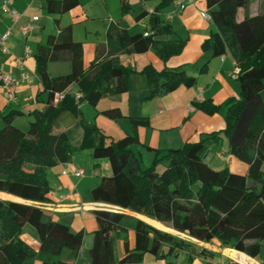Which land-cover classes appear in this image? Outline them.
<instances>
[{
    "label": "trees",
    "instance_id": "1",
    "mask_svg": "<svg viewBox=\"0 0 264 264\" xmlns=\"http://www.w3.org/2000/svg\"><path fill=\"white\" fill-rule=\"evenodd\" d=\"M88 0H45L46 11L58 25L59 17ZM170 0H162L149 13L153 35L172 32L171 26L159 17L161 8ZM214 30L201 42V63L197 74L207 71L210 60L229 52L240 85L237 99L225 104L223 129L201 134L197 140L180 147L158 149L149 167L142 168L140 154L131 146L140 143L137 128L148 127L147 117L138 112V104L153 97L166 95L179 86L192 87L196 77L182 68L167 67L156 70L151 65L136 71L123 65L111 55L83 64L81 42L74 41L70 27L49 35L34 54L36 75L42 89L35 99L47 93L42 109H34L26 130L13 124L20 111L2 116L0 127V191L30 202H47L52 186L47 170L67 163L73 153L90 149L93 167L106 160L109 174L89 190L90 200L110 204L152 218L176 232L203 242L216 241L220 246L255 257L264 241V13L250 15V0H205ZM243 9L244 18L236 14ZM147 13L141 12L138 20ZM108 45L116 52L132 53L131 38L125 28L107 31ZM147 47L166 62L184 49L186 40H155L143 38ZM69 56L68 74L51 77L48 63L61 54ZM143 75L147 89L139 94L129 91L130 76ZM74 84L79 98L65 91ZM63 92L57 101L56 93ZM127 93L130 104L128 118L133 134L112 139L94 124H85L80 105L96 106L102 97ZM193 105L207 113L219 109L209 100L193 101ZM69 114L73 125L80 130L78 139L69 131H55L58 117ZM109 119L120 118L118 107L101 111ZM226 139L230 156L247 166L244 173L228 167L215 169L205 160L208 149ZM162 165V170L159 167ZM97 226L91 232L86 250L87 261L77 260L83 245V229L73 232L66 222L54 218L43 208L30 203L0 200V264H142L144 254L158 259L176 257L185 240L156 229L142 220L122 212L95 210ZM25 225H30L38 238L34 251L21 237ZM128 230L134 234V244L128 246ZM122 254L116 258L114 246L120 236ZM235 264V263H228Z\"/></svg>",
    "mask_w": 264,
    "mask_h": 264
},
{
    "label": "crops",
    "instance_id": "2",
    "mask_svg": "<svg viewBox=\"0 0 264 264\" xmlns=\"http://www.w3.org/2000/svg\"><path fill=\"white\" fill-rule=\"evenodd\" d=\"M107 1L88 0L63 13L59 17L58 25L47 13L45 0H12L11 7L19 14L15 21L9 13L0 10V34L10 29L6 41L9 54L0 50V72L9 73L19 80L15 96L12 99H7L4 96L0 83V127L3 126L2 116L11 111H20L22 114L15 116L13 124L26 130L31 119L27 114L34 109L44 107L47 93H43L39 97V101L35 99L42 87L36 75L34 54L39 45L46 43L49 35H56L60 29L69 26L72 39L82 44L84 67H88L92 61L114 55L123 65L136 71H140L146 65H151L156 70H161L164 67L170 69L180 67L187 75L196 77V84L192 87L179 86L166 95L153 97L138 104L137 112L148 118L149 126L137 128L140 143L132 145L131 148L140 154L142 161L144 158L149 161L154 157L146 146L158 149L180 147L187 141L197 140L201 134L223 129L225 104L230 98H238L240 85L236 75L233 74L234 60L229 52L212 58L206 72L202 74L195 72V67L202 60L201 42L209 35L210 31L214 30L211 21L204 19L200 14L202 11L208 12L205 0L186 2L182 9L178 8L176 0H170L161 8L158 15L164 23L171 26L172 32L158 35L152 34L148 18L149 13L162 0H150L149 2H147L148 0H139L140 3L137 7L134 6L132 0H119V10L115 13L110 10ZM141 12H146L147 15L138 20L136 16ZM258 12L264 13V0H250V15H255ZM34 16L38 17L34 22V29L29 35L23 36L20 28ZM243 18V9L239 8L236 19L240 21ZM109 28L114 30L125 28L131 38L134 51L132 53L116 52L110 48L107 39ZM145 32L155 40L184 39L186 44L180 54L163 62L152 47L144 45L142 40L145 37L143 35ZM15 57L22 59V68L15 64ZM47 68L52 78L68 74L71 69L68 54L63 53L57 59L51 60ZM22 71L27 72L30 79L21 81L19 77ZM147 87V81L143 75L132 74L130 76L129 91L131 94H139ZM65 91L75 93L78 89L74 84H71ZM204 100L218 105L219 109L214 113H207L193 105V101ZM111 107H118L122 116L118 119H109L101 114V111ZM79 109L85 124H96L112 139L134 132L128 118L130 104L127 93L102 97L94 107L83 103ZM98 121L102 124H99ZM54 130H67L76 139L80 136V130L73 125V118L66 113L58 117L54 124ZM204 160L215 169L228 167L230 170L240 173L247 170L246 164L228 154L226 140L223 136L219 145L211 146L208 149ZM100 165L105 170V174L94 175L92 151L90 149L77 151L72 154L67 163L57 164L47 170L48 180L52 186L50 199L47 202H30L3 191H0V200L33 203L51 213L54 218L66 222L71 230L74 227L73 232L83 229V245L76 257L78 261H87L86 250L90 244L85 246V249L83 246L87 234L91 242V232L96 228L94 211L111 210L110 208L113 207L117 210L111 211L125 213L156 229L185 240V246L178 251L176 257L168 256L165 259H158L152 255L149 264H166L168 262L170 264H228L231 262L235 264H264V241L261 242L259 254L250 257L243 252L220 246L216 241L196 240L142 214L90 200L89 190L99 183L103 175L109 174L106 160H101ZM77 170L82 173L75 174ZM123 236L124 233L115 243L116 258L122 254L121 238ZM20 237L22 238L21 235ZM127 237L128 246L132 247L134 244L132 230H128ZM24 241L29 244L26 240ZM29 245L34 251H37L38 241L37 244ZM33 264H39V260H35Z\"/></svg>",
    "mask_w": 264,
    "mask_h": 264
},
{
    "label": "built area",
    "instance_id": "3",
    "mask_svg": "<svg viewBox=\"0 0 264 264\" xmlns=\"http://www.w3.org/2000/svg\"><path fill=\"white\" fill-rule=\"evenodd\" d=\"M190 1H193V0H176V3H177L178 8L182 9L185 6V3L190 2ZM11 3H12V0H0V10L2 12L9 13L11 15L13 21H15L18 18L19 14L11 7ZM200 14L204 19L211 21L210 15L206 11H202V12H200ZM37 19H38L37 16L32 17L31 20L27 24L23 25L20 28V32L23 36H27L32 32V30L35 27L34 22ZM9 34H10V29H7L4 33L0 34V50L6 54H9V50L6 46V41L9 37ZM143 35L146 36V35H148V33L145 32ZM14 62L18 67L22 68L23 61L21 58L15 57ZM238 71H239V69L234 66L233 74H236ZM19 78L21 81L28 80V79H30V75L27 72L22 71V72H20ZM0 83H1V87L3 90L4 96L7 99H12L15 96L19 80L14 78L9 73L0 72ZM63 95H64L63 92L56 93L55 99L57 101H59L63 98ZM74 95H75V98L80 97V93L78 91L75 92ZM81 173H82V171H79V170L75 171V174H77V175L81 174Z\"/></svg>",
    "mask_w": 264,
    "mask_h": 264
},
{
    "label": "rangeland",
    "instance_id": "4",
    "mask_svg": "<svg viewBox=\"0 0 264 264\" xmlns=\"http://www.w3.org/2000/svg\"><path fill=\"white\" fill-rule=\"evenodd\" d=\"M119 0H108L107 2L109 3L110 5V10L115 13V12H118L119 10ZM150 0H148L147 2H149ZM132 2L134 3V6H138V4L140 3L139 0H132ZM83 104V103H82ZM81 104V105H82ZM80 105V106H81ZM89 105V104H88ZM90 107H94V106H91ZM225 111V109H224ZM107 118V117H106ZM27 120V119H26ZM99 124H102L100 121H98ZM94 124V123H92ZM96 126V124H94ZM117 139V137H115ZM226 140V139H225ZM136 145V144H134ZM137 154L138 152L135 151ZM144 153H146L145 150H143ZM153 156H154V152L151 151L150 152ZM146 157V156H145ZM152 157V156H151ZM141 158V156H140ZM151 159V158H150ZM144 161H142V159H140V165L141 167L144 169L146 167H149L152 163V159L151 160H146V158L143 159ZM94 168V167H93ZM94 175H100V174H105V170L102 168V166L100 165V167H97V168H94ZM162 170V167L160 166L159 167V171ZM111 210H117L113 207L110 208ZM96 226H97V223H96ZM72 230H75L74 227H72ZM21 236L24 240H26L29 244L33 245L34 243L37 244V241H38V238H37V235L35 233V230L30 226V225H25L22 232H21ZM90 244V237L89 235L87 234V236L85 237V241H84V246H83V249H85V246L89 245ZM116 250V245L114 246V252ZM116 254V252H115ZM151 257H153L151 254L149 253H146L144 254V258H143V261H142V264H149V260L151 259ZM166 264H170L169 262L166 263Z\"/></svg>",
    "mask_w": 264,
    "mask_h": 264
},
{
    "label": "water",
    "instance_id": "5",
    "mask_svg": "<svg viewBox=\"0 0 264 264\" xmlns=\"http://www.w3.org/2000/svg\"><path fill=\"white\" fill-rule=\"evenodd\" d=\"M111 211V210H110Z\"/></svg>",
    "mask_w": 264,
    "mask_h": 264
}]
</instances>
